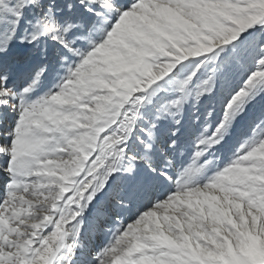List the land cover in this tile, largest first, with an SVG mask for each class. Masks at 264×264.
Returning a JSON list of instances; mask_svg holds the SVG:
<instances>
[{
  "label": "snow or ice",
  "instance_id": "obj_1",
  "mask_svg": "<svg viewBox=\"0 0 264 264\" xmlns=\"http://www.w3.org/2000/svg\"><path fill=\"white\" fill-rule=\"evenodd\" d=\"M0 264H264V0H0Z\"/></svg>",
  "mask_w": 264,
  "mask_h": 264
}]
</instances>
